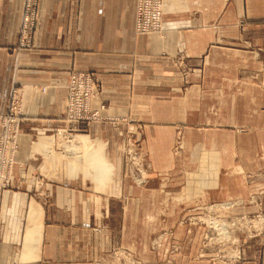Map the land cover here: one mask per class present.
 Masks as SVG:
<instances>
[{
	"label": "crops",
	"instance_id": "crops-1",
	"mask_svg": "<svg viewBox=\"0 0 264 264\" xmlns=\"http://www.w3.org/2000/svg\"><path fill=\"white\" fill-rule=\"evenodd\" d=\"M136 1L40 0L33 45L20 50L24 0H0V115L13 90L25 88L19 152L0 205V264H20L32 246V199L40 210L39 257L22 264H151V235L170 233L183 214L170 209L183 192L174 174L186 178L194 166L199 136L213 142L226 133L234 100L242 102L239 127L264 135V83L244 89L264 69V0H164L160 35L136 33ZM85 71L97 84L94 107L104 104L117 122L81 127L80 150L66 152L58 132L65 130L67 82ZM228 86L237 87L235 99ZM133 150L144 165L132 160ZM241 165L248 174L239 197L246 199L264 188V156ZM233 187L227 177L209 190L225 199ZM237 246L232 264H264V235ZM191 247L179 263L214 264L202 247Z\"/></svg>",
	"mask_w": 264,
	"mask_h": 264
},
{
	"label": "rangeland",
	"instance_id": "rangeland-1",
	"mask_svg": "<svg viewBox=\"0 0 264 264\" xmlns=\"http://www.w3.org/2000/svg\"><path fill=\"white\" fill-rule=\"evenodd\" d=\"M198 75L201 76L202 73H198ZM254 75L259 79L257 80L258 82L253 84V86H245L244 89L253 87L258 89V87L263 86L264 69L258 70ZM227 88L230 97L235 99L237 87L228 86ZM248 92L251 91H245L246 96ZM249 100V104H251V97ZM231 104H236L235 114L227 118L229 123L225 127L226 133L213 136V142L210 137L207 138L204 135H200L201 150L194 153V166L187 170L186 178L183 172L182 175L177 171L174 174L175 177L182 178L180 185H177L175 189H181L180 191L183 192L178 200L180 203L177 206L172 204L173 209L170 204V209L172 210V215L179 212L180 208L183 209V214H181V217L175 216L172 219L173 224L171 227L173 230L170 233L167 231L166 233L151 235L152 248H154L153 251L155 253L151 264H181L178 260L179 257L187 250H191L192 245L202 247L203 256L214 264L217 263L216 261L221 262V264L236 263L233 257L236 255L240 256L237 244L244 238H257L264 235V188H262V182L260 183L261 186H259L258 180L255 179L253 185L258 186L251 189V196L248 195L246 199L239 197L244 191V187L241 185V178L248 174V170L245 168L248 164H245L244 169L241 162L247 163L250 160L255 162L257 156H264V148L259 146L261 143L260 139H263L262 136L264 135L263 133L260 134L259 131L244 132V129L240 128L238 124L239 119H242L238 116L241 109L239 107L236 108L238 105L242 106V102L234 100ZM250 124L254 125L253 122H250ZM138 144L135 143L136 148H139ZM179 145L177 144L178 147ZM77 146L78 150H80L81 145L79 144L72 147ZM202 147L204 148L202 149ZM78 150L76 151L78 152ZM93 151L95 150L91 148L90 152L94 153ZM138 152V150L134 151L136 161H141L144 165L143 160L145 157ZM131 158L134 160L132 156ZM126 159L129 160V157ZM189 162L191 161L189 160ZM240 166L245 172L241 170ZM256 166V164H250L248 168L254 169L251 172H256ZM141 173L143 176L146 175L143 171ZM227 177L233 180L234 190L230 192L229 197L227 196L225 199L220 197L218 199L217 196H213L215 191L213 189L209 190L210 184L216 181L219 183L221 180L225 181ZM139 190L140 195H148L147 193H149L146 188L139 187ZM35 202L38 204L37 200ZM164 206L162 204V208ZM31 209H34L33 206H31ZM33 218V228L30 232V241L33 243H31L32 246L30 248V245H26L29 250L21 251L18 257V263L20 264L24 263V261L26 263L35 262L39 257V251L36 249L37 245L34 244L33 240L37 241L41 235L40 214L37 211H33ZM198 233L200 237L196 238ZM175 258L176 262L175 260L173 261Z\"/></svg>",
	"mask_w": 264,
	"mask_h": 264
},
{
	"label": "built area",
	"instance_id": "built-area-1",
	"mask_svg": "<svg viewBox=\"0 0 264 264\" xmlns=\"http://www.w3.org/2000/svg\"><path fill=\"white\" fill-rule=\"evenodd\" d=\"M40 0H24L23 15L20 31L19 49L31 48L37 28ZM135 30L139 35H160L163 29L164 0H137L136 1ZM67 116L64 120V129L59 134L63 137L72 136V133H82L81 127L103 122H117L115 118L103 113L105 105L94 107L97 97V84L92 74L75 72L67 82ZM24 87L15 88L10 97V106L6 114L0 115V205L6 191L11 185V174L16 163L15 155L19 152L18 137L20 123L23 118ZM47 93V89H43ZM66 139V138H65ZM132 156V155H131ZM136 155H133L134 161ZM139 163V161H138ZM240 256L233 257L234 261Z\"/></svg>",
	"mask_w": 264,
	"mask_h": 264
},
{
	"label": "bare ground",
	"instance_id": "bare-ground-1",
	"mask_svg": "<svg viewBox=\"0 0 264 264\" xmlns=\"http://www.w3.org/2000/svg\"><path fill=\"white\" fill-rule=\"evenodd\" d=\"M78 135H80L79 133L77 134H72V136H67V137H63L62 140H64L62 143V147L63 149L66 151V152H69L70 150L69 149H74V150H78V146L77 147H72V146H76L77 144V138H78ZM63 136V135H62ZM76 144H75V143ZM74 144V145H73ZM79 151V150H78ZM17 155V154H16ZM16 155H15V158H16ZM31 206H33V211H37L39 214H40V210H39V206H37L36 202H35V199H32L31 202H30Z\"/></svg>",
	"mask_w": 264,
	"mask_h": 264
}]
</instances>
